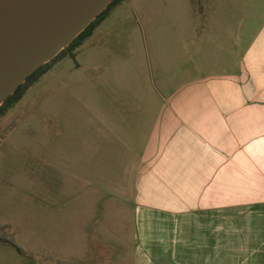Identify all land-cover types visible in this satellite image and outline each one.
<instances>
[{"label": "rangeland", "instance_id": "374dc122", "mask_svg": "<svg viewBox=\"0 0 264 264\" xmlns=\"http://www.w3.org/2000/svg\"><path fill=\"white\" fill-rule=\"evenodd\" d=\"M236 1L121 0L0 119V264H83L87 247L123 264L136 156L226 55L215 40Z\"/></svg>", "mask_w": 264, "mask_h": 264}, {"label": "crops", "instance_id": "0c3cea01", "mask_svg": "<svg viewBox=\"0 0 264 264\" xmlns=\"http://www.w3.org/2000/svg\"><path fill=\"white\" fill-rule=\"evenodd\" d=\"M237 2L215 40L226 55L136 156V243L117 249L123 264H264V0ZM104 249L72 259L100 264Z\"/></svg>", "mask_w": 264, "mask_h": 264}, {"label": "water", "instance_id": "95a60500", "mask_svg": "<svg viewBox=\"0 0 264 264\" xmlns=\"http://www.w3.org/2000/svg\"><path fill=\"white\" fill-rule=\"evenodd\" d=\"M113 0H0V105Z\"/></svg>", "mask_w": 264, "mask_h": 264}, {"label": "trees", "instance_id": "16d2710c", "mask_svg": "<svg viewBox=\"0 0 264 264\" xmlns=\"http://www.w3.org/2000/svg\"><path fill=\"white\" fill-rule=\"evenodd\" d=\"M121 0H113L76 38H74L64 49H62L55 57L50 61L41 65L33 74H31L24 83H22L11 95H9L4 102L0 105V119L7 113V111L13 107L18 101H20L30 86L39 80V78L46 73L56 61L60 58L70 54L75 56V50L81 46L84 41L89 38L95 31L96 27L104 20L109 14L110 10ZM19 252L22 249L17 247Z\"/></svg>", "mask_w": 264, "mask_h": 264}]
</instances>
